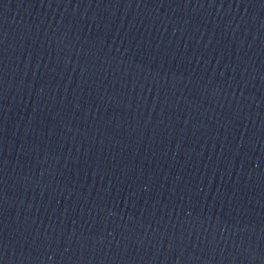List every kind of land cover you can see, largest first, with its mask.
I'll return each mask as SVG.
<instances>
[{
  "label": "water",
  "instance_id": "obj_1",
  "mask_svg": "<svg viewBox=\"0 0 264 264\" xmlns=\"http://www.w3.org/2000/svg\"><path fill=\"white\" fill-rule=\"evenodd\" d=\"M0 264H264V0H0Z\"/></svg>",
  "mask_w": 264,
  "mask_h": 264
}]
</instances>
